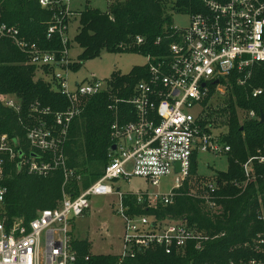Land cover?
<instances>
[{
    "label": "built area",
    "instance_id": "1",
    "mask_svg": "<svg viewBox=\"0 0 264 264\" xmlns=\"http://www.w3.org/2000/svg\"><path fill=\"white\" fill-rule=\"evenodd\" d=\"M70 1L39 0L42 9H53L55 5L63 8L60 18L55 17L46 30L48 40L54 35L60 38L62 49L57 52L40 49L22 38L16 28L0 24V40L11 41L28 57L30 65L51 72L53 89L68 101L65 111L52 114V124L33 117L34 124L26 133L28 152L21 160L15 143L6 136L0 137V264H76L78 255L73 246L76 239L72 225L89 213L91 199L97 196L115 195L118 198L117 214L125 222L124 249L118 256L119 261L132 259L136 252L155 247L162 248L166 255H181L192 241L200 250L199 242L207 238L189 228L185 221H159L155 217L127 215L123 200L134 197L137 204L146 203L148 209H155L158 204L171 205L190 177V160L194 152L223 155L229 151L219 137L212 136L210 125L200 126V115L190 111L201 106L214 89L228 87L232 77L238 86H245L252 69L264 64V1L203 0L204 11L188 15L187 28H172L171 36L176 39L168 46L169 56L161 60L146 58L148 78L135 86L134 97L115 101L132 107L134 121L122 124L115 118L111 142L116 148L114 151L109 149L101 177L87 188H81L74 197L63 190L55 209L40 211L31 221L15 218L9 222L4 214L8 162L17 158L21 170L30 176L45 178L61 171L63 186L73 178L79 184L81 177L74 176V171L67 167L64 153L68 132L80 113L81 101L98 95L108 86L109 81L91 77L90 81L76 83L75 89H70L69 40L64 22L70 17ZM136 42L141 44L142 39L138 38ZM159 42L160 39L156 44ZM260 94V90H255L252 97ZM15 101L6 97L3 104L18 111ZM113 108L116 110V106ZM32 111L45 116L49 113L40 110L38 105L33 106ZM255 117L253 112L249 113V118ZM254 162L264 164V145L263 150L259 149L247 165H243L245 183L253 179ZM175 164H178V173H175ZM168 176L172 177V185L166 194L159 190L123 193L115 188L117 182L129 183L132 178H140L159 189L160 180ZM208 189L209 194L203 199L214 207L215 203L209 201L215 190L211 185ZM254 250L261 258L229 264H264V237L256 239Z\"/></svg>",
    "mask_w": 264,
    "mask_h": 264
},
{
    "label": "trees",
    "instance_id": "2",
    "mask_svg": "<svg viewBox=\"0 0 264 264\" xmlns=\"http://www.w3.org/2000/svg\"><path fill=\"white\" fill-rule=\"evenodd\" d=\"M202 1L116 0L105 12L85 8L78 16L79 27L74 37L81 54L79 63L73 64L72 68L100 57L103 52H127L155 60L165 59L169 56L168 46L176 39L171 36V13H201L204 11ZM61 10L63 8L56 5L53 9H42L39 0H0V24L16 28L22 38L40 49L57 52L62 49L60 38L54 35L48 40L46 30L54 18L60 16ZM67 20L64 19L66 25ZM138 38L142 39L141 44L136 42ZM158 39L160 42L156 44ZM50 74L47 69L39 70L30 65L28 57L11 41L0 40V137L15 140L18 154L28 152L26 133L34 124L33 117L52 124V114L68 107L67 99L53 89ZM147 78L146 65L133 68L127 75L115 73L105 91L81 101L80 113L71 123L64 147L67 167L74 171V176L81 177L80 184L73 178L63 186L61 171L45 178L30 176L24 170L18 171L17 158L8 162L4 214L9 222L15 218L31 221L40 211L55 209L63 190L74 197L81 188H87L101 177L112 147L111 126L115 118L122 124L134 121L132 107L115 101L134 97L135 86ZM228 87L230 100L221 111L227 133L219 137L220 142L229 148L224 154L228 168L216 172L215 179L211 180L215 191L209 202L215 206L210 207L203 199L209 194L210 185L203 189L204 195L189 194V178L171 205L158 204L155 209H148L146 203L137 204L134 197L123 200L127 215L155 217L159 221H185L189 228L207 238L199 242L200 250L192 241L181 255H166L162 248L155 247L136 252L132 259L119 261L117 256L91 255L87 240H75L76 264H229L261 258L254 250V243L258 237H264V164L254 162L253 179L248 183H245L243 165L259 149L263 150L264 124L258 119L261 113L264 115V64L252 69L245 86H238L232 77L228 80ZM255 90H260L261 94L252 97ZM10 95L16 100L18 111L4 106L3 99ZM35 105L40 110H48V115L33 113ZM237 110L253 112L256 117L241 122ZM206 118H202L200 126L210 123L208 114ZM196 172L194 152L190 160V176L197 175Z\"/></svg>",
    "mask_w": 264,
    "mask_h": 264
},
{
    "label": "rangeland",
    "instance_id": "3",
    "mask_svg": "<svg viewBox=\"0 0 264 264\" xmlns=\"http://www.w3.org/2000/svg\"><path fill=\"white\" fill-rule=\"evenodd\" d=\"M116 0H71L70 17L67 20L66 36L69 40L68 60L70 71L68 81L70 89H75L76 83H84L94 77L98 81H110L113 74L127 75L135 67H144L147 59L141 54L134 53H108L103 52L100 57L82 63L76 69L73 64H78V57L81 49L74 41L78 32V16L85 8L98 9L105 12L108 6ZM173 27L176 29H185L189 24V16L184 14L171 13ZM14 100L13 96H6ZM230 88L221 87L214 89L212 94L203 101L201 106H195L190 112L193 115L197 113L200 118H206V114L211 119L210 125L212 136L220 137L226 134L224 117L221 113L226 108L230 100ZM16 102V101H15ZM204 103V104H203ZM239 119L242 122L249 117V113L237 110ZM207 119V118H206ZM260 120V119H258ZM249 160L245 163H247ZM244 164V165H245ZM195 176L188 179L189 194L201 196L204 195L206 185L214 186L212 179H215L216 172H224L228 168L225 155H213L210 153L196 152ZM81 181L79 182V184ZM160 188L155 189L140 178H132L129 183L117 182L118 187L123 193H136L137 191L157 192L158 190L166 194L172 185V177L168 176L160 180ZM119 209L118 198L112 196H97L91 199L90 210L87 216L76 219L73 223V237L78 240H87L89 242V252L91 255H111L120 256L123 254L124 242V219L117 214Z\"/></svg>",
    "mask_w": 264,
    "mask_h": 264
},
{
    "label": "water",
    "instance_id": "4",
    "mask_svg": "<svg viewBox=\"0 0 264 264\" xmlns=\"http://www.w3.org/2000/svg\"><path fill=\"white\" fill-rule=\"evenodd\" d=\"M259 123L260 124H264V115L261 113L260 114V121H259ZM14 143H15V145H16V141L14 140L13 141ZM115 148H116V146L115 145H112V147H111V150H115ZM19 160H21L22 159V157H23V153H21V152H19ZM33 158H36V155H31ZM175 166H176V171H175V173H178L179 172V170H178V164H175ZM17 169H18V171H20L21 170V164L20 163H18L17 164Z\"/></svg>",
    "mask_w": 264,
    "mask_h": 264
},
{
    "label": "crops",
    "instance_id": "5",
    "mask_svg": "<svg viewBox=\"0 0 264 264\" xmlns=\"http://www.w3.org/2000/svg\"><path fill=\"white\" fill-rule=\"evenodd\" d=\"M87 215H88V213H87ZM87 215H86V216H87ZM76 240H78V239H76ZM78 241H79V240H78Z\"/></svg>",
    "mask_w": 264,
    "mask_h": 264
}]
</instances>
